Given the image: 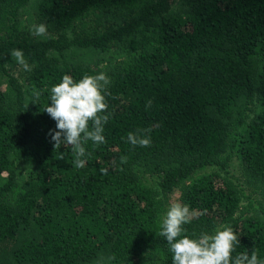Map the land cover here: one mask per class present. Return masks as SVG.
Segmentation results:
<instances>
[{"label": "trees", "instance_id": "obj_1", "mask_svg": "<svg viewBox=\"0 0 264 264\" xmlns=\"http://www.w3.org/2000/svg\"><path fill=\"white\" fill-rule=\"evenodd\" d=\"M101 73L106 142L75 168L44 109L64 75ZM148 128L149 147L127 141ZM177 190L185 234L231 226L233 259L264 261V0H0V264H173L159 231Z\"/></svg>", "mask_w": 264, "mask_h": 264}, {"label": "clouds", "instance_id": "obj_2", "mask_svg": "<svg viewBox=\"0 0 264 264\" xmlns=\"http://www.w3.org/2000/svg\"><path fill=\"white\" fill-rule=\"evenodd\" d=\"M32 34L37 37L48 35L47 25L34 24ZM12 59L25 71H31V66L20 49H13ZM110 79L106 74L85 75L78 82L69 75H64L62 81L50 89V105L46 106V112L55 122L56 129L49 132L54 149H60L61 145L71 146L75 168H83L86 161L82 159L86 155L84 145L92 141L93 145L105 143L103 135L104 125L110 118L107 113L108 104L105 100V92ZM34 95L37 99L39 92ZM152 101H148L146 108H150ZM151 128L137 130V133H128L127 141L133 146L149 147ZM126 162V157L121 158ZM101 173L106 174L107 169L101 168ZM195 212L190 211L187 205L172 203L164 215L159 236L167 242L173 256V264H264L258 258L255 250L249 255L247 252L237 254L233 259L235 246L239 243L236 233L231 226H223L214 234L206 232L198 236L189 237L184 225L190 223ZM115 256L107 258L101 256L95 264H106V261L114 260Z\"/></svg>", "mask_w": 264, "mask_h": 264}, {"label": "rangeland", "instance_id": "obj_3", "mask_svg": "<svg viewBox=\"0 0 264 264\" xmlns=\"http://www.w3.org/2000/svg\"><path fill=\"white\" fill-rule=\"evenodd\" d=\"M12 73L16 78H18L20 80L24 79L27 75V71L23 70V68L21 66L17 67L15 70H13ZM212 172H218V169L213 168V169H209L206 171V173H212ZM231 173L235 176L236 181L238 183L242 184L243 179H244L243 178L244 177V175H243L244 170H243L242 164L239 161L234 162V164L231 168ZM149 186H151L154 190L159 192L157 181L152 180L151 183L149 184ZM179 201H180V193L177 190L171 195L170 200L166 203V212L172 203H177Z\"/></svg>", "mask_w": 264, "mask_h": 264}]
</instances>
